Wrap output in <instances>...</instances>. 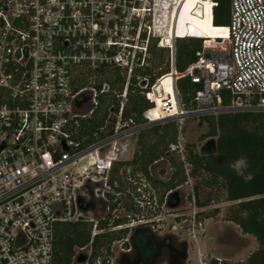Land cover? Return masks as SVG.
I'll return each instance as SVG.
<instances>
[{
	"label": "built area",
	"instance_id": "built-area-1",
	"mask_svg": "<svg viewBox=\"0 0 264 264\" xmlns=\"http://www.w3.org/2000/svg\"><path fill=\"white\" fill-rule=\"evenodd\" d=\"M170 2L0 0V264H55L63 222L92 225L89 244L76 249L72 264H121L123 255L135 254L131 238L141 227L158 237L166 223L174 234L197 241L202 235L183 125L190 116L264 111V0H231L230 24L218 26L226 34L214 38L228 46H206L188 69L201 84L191 109L177 86L176 42L196 36H172L181 0L172 9ZM211 4L214 16L217 2ZM154 46L168 51L169 63L156 83L165 74L174 78L165 106L176 99L181 113L158 120L178 119L177 137L167 155L143 169L134 160L139 132L157 116L156 84L150 87L140 71L150 68ZM105 70L118 71L123 87L99 76ZM132 81L152 103L141 122L126 115ZM107 96L115 101L98 123ZM171 157L187 180L164 190L157 180L173 171ZM186 185L189 195L169 207V196ZM107 232L116 237L94 253L95 236ZM197 254L199 264H223Z\"/></svg>",
	"mask_w": 264,
	"mask_h": 264
},
{
	"label": "trees",
	"instance_id": "trees-1",
	"mask_svg": "<svg viewBox=\"0 0 264 264\" xmlns=\"http://www.w3.org/2000/svg\"><path fill=\"white\" fill-rule=\"evenodd\" d=\"M213 1L217 2L214 16L211 14V0H181L174 14L173 37L196 36L178 39L176 42V66L180 72L177 86L187 109L196 106L195 97L201 90V84L192 81L188 69L199 59L206 46L223 49L226 43L214 38L226 34V31L221 32L218 26H229L231 0ZM176 26H178L177 34ZM151 50L156 56L155 62L160 61L163 56L157 54L160 49L154 46ZM158 64L159 62L156 64L157 67H160ZM157 67L153 65L140 71V74L149 75L150 84H153L157 77L168 72L169 63L165 69L155 75L154 70ZM99 76L111 82L113 86L121 84V88L125 81L118 71L113 70H105ZM171 79L172 81L174 79L171 74H165L155 85L152 100L157 105L154 110L157 114L156 119L166 115L172 116L180 111L175 99L174 104L170 105L171 112L166 113V110H170L165 106L166 101H170L168 104L172 103L170 94L172 90L168 86V81ZM135 92L138 94L135 95ZM113 100L115 101V98L112 96L105 97V112L98 123L104 120L108 112L107 106ZM229 102V99L225 100L226 104ZM151 106L152 103L146 98L142 89L132 81L126 115H136L137 120L141 122L143 112ZM205 118L208 123V132L205 136L216 138L217 148L214 153L204 155L197 151L196 147L189 145L188 160L191 163V175L197 178L199 174H205V184L210 187L206 200L201 201L200 185L195 184L197 204L199 207L208 205L214 200L213 195L221 187L224 188L226 200L233 202L226 210L225 220L237 224L243 233L254 236L258 248L251 252L245 261L231 263L224 259L223 264H264V111L225 112L217 117ZM175 131V123L171 122L169 125L156 126L142 132L138 137L135 160L138 167L146 169L155 159L167 155L168 144L176 138ZM241 156L247 157L249 167L245 175L250 173L251 180L246 181L230 167V164ZM170 162L173 167L171 175L166 180H157L164 190L177 188L187 180L183 165L174 157L170 158ZM91 230L92 225L87 221L58 224L55 234V264H72L76 249L89 244ZM115 237L116 234L110 232L95 236L93 252L96 253L102 246L109 247ZM216 262V259L211 260V264Z\"/></svg>",
	"mask_w": 264,
	"mask_h": 264
},
{
	"label": "rangeland",
	"instance_id": "rangeland-1",
	"mask_svg": "<svg viewBox=\"0 0 264 264\" xmlns=\"http://www.w3.org/2000/svg\"><path fill=\"white\" fill-rule=\"evenodd\" d=\"M213 22V21H212ZM174 24L172 26V36L175 34L174 32ZM224 45L227 47L228 44L224 43ZM157 54H162L158 65L160 67H157L156 56L153 55L150 58V68L155 65V75H157L162 69H165L167 67L168 63V51L164 49H160L157 51ZM157 81V80H156ZM156 81L153 84H150V87L156 84ZM138 94V92H135V95ZM206 116L200 115V116H193V117H187L185 119L184 125H183V133L187 139L188 142V151H189V145L191 147H196L197 151L201 152L202 147L212 139V137H206V133L208 132V123L206 121ZM209 117H216L215 115L209 116ZM156 121V120H154ZM171 122L175 123L176 131L175 135L177 137L178 133V127L179 122L176 118H169L166 120L157 121L155 123H150L147 126H145L144 129H142L139 132V135L142 132L149 131L153 129L156 126L162 127L169 125ZM216 139V138H214ZM189 153V152H188ZM167 165V164H166ZM164 165V166H166ZM167 168V167H166ZM168 169V174L166 175V179L171 175V170ZM205 174L201 173L197 178H193V183L200 185L201 193H200V200L205 201L208 195V192L210 191V187L206 186L205 184ZM190 187L189 185L184 186L179 192L180 197L184 198L186 195H189ZM213 199L210 203L203 207H198L199 210V218L203 222V228L204 231L200 237L202 238L201 247L204 248L202 250L203 253H205V261L210 262L212 258H222L225 260L230 261L231 263H238L241 261H245L247 257L258 248V243L254 236L245 234L242 232L241 228L228 220H225V213L229 205H231L233 202L226 200V192L224 188H220L217 193L213 195ZM171 222V221H169ZM168 223L161 228L159 232V237L157 238L159 242H162L163 239H166V237H169L170 240L174 239L175 237L178 241V245L174 242L169 248V251L171 249L175 250L176 255H171L167 251V249H164L162 247V253L159 257L156 264H172L173 259H178L180 263L183 264H199V256L197 254L198 250L201 248L198 241L189 238L186 234L181 235L179 233L174 234L172 233L171 226L167 227ZM170 235V236H169ZM182 245H181V244ZM186 243V245H185ZM184 244V245H183ZM186 248V252L184 255V251ZM177 256V257H176ZM181 260V261H180ZM179 264V263H177Z\"/></svg>",
	"mask_w": 264,
	"mask_h": 264
},
{
	"label": "water",
	"instance_id": "water-1",
	"mask_svg": "<svg viewBox=\"0 0 264 264\" xmlns=\"http://www.w3.org/2000/svg\"><path fill=\"white\" fill-rule=\"evenodd\" d=\"M217 143L216 139L212 138L202 147V154L208 155L216 151ZM182 202L180 192H173L168 198V205L171 208H176ZM158 236L146 227H141L135 230L131 242L135 247V254L130 256L128 254L123 255L121 258V264H156L162 253V243L157 239ZM186 245V243H185ZM184 255L186 248H184ZM86 254L81 253L77 260L79 262L85 261ZM181 261V260H180ZM183 264L173 259L172 264Z\"/></svg>",
	"mask_w": 264,
	"mask_h": 264
},
{
	"label": "clouds",
	"instance_id": "clouds-1",
	"mask_svg": "<svg viewBox=\"0 0 264 264\" xmlns=\"http://www.w3.org/2000/svg\"><path fill=\"white\" fill-rule=\"evenodd\" d=\"M230 167L234 169L237 175L243 176L246 181L252 179V175L249 173L245 175L246 169L249 167L246 156H241L230 164Z\"/></svg>",
	"mask_w": 264,
	"mask_h": 264
},
{
	"label": "flooded vegetation",
	"instance_id": "flooded-vegetation-1",
	"mask_svg": "<svg viewBox=\"0 0 264 264\" xmlns=\"http://www.w3.org/2000/svg\"><path fill=\"white\" fill-rule=\"evenodd\" d=\"M138 150V145L136 144V151ZM201 154H202V149H201V152H200ZM136 158H137V152H136V156H135V159L134 160H136ZM136 164V163H135ZM136 166H138L137 164H136ZM178 245V241H177V239H176V237H175V240L174 239H172V240H170L169 239V237H166V239H163L162 240V245H163V247H164V249H167V251L169 252V253H171V255H176L174 252H175V250L174 249H171V251H169V248L171 247V246H173L172 244H174V242ZM176 244H174V245H176ZM181 244V243H180ZM182 245V244H181ZM184 245V244H183ZM177 257V256H176ZM176 261L178 260V259H175Z\"/></svg>",
	"mask_w": 264,
	"mask_h": 264
},
{
	"label": "bare ground",
	"instance_id": "bare-ground-1",
	"mask_svg": "<svg viewBox=\"0 0 264 264\" xmlns=\"http://www.w3.org/2000/svg\"><path fill=\"white\" fill-rule=\"evenodd\" d=\"M178 1H179V0H171V2H170V3H171V9H172V7H173L174 4H177V3H178ZM221 36H224V35H221ZM219 37H220V36H219ZM153 91H154V93H155V87L153 88ZM154 93H152L151 97L153 96ZM155 103H156V102H155ZM156 106H157V105H156ZM156 106H155V107H156ZM180 113H181V112L179 111V112H177L176 114H174V115H172V116H176V115H178V114H180ZM155 114H156V112H155ZM156 116H157V114H156ZM163 118H164V117L159 118V119H156V121H158V120H160V119H163Z\"/></svg>",
	"mask_w": 264,
	"mask_h": 264
},
{
	"label": "crops",
	"instance_id": "crops-1",
	"mask_svg": "<svg viewBox=\"0 0 264 264\" xmlns=\"http://www.w3.org/2000/svg\"><path fill=\"white\" fill-rule=\"evenodd\" d=\"M201 242H202V238H201V237H199V238H198V243H199V245L201 244ZM200 247H201V245H200ZM200 250L202 251V250H204V248H203V247H201V248H200Z\"/></svg>",
	"mask_w": 264,
	"mask_h": 264
}]
</instances>
